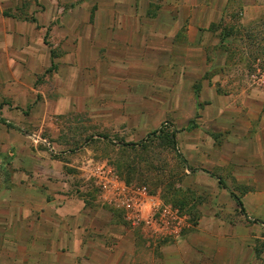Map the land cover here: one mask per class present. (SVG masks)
<instances>
[{
  "label": "rangeland",
  "instance_id": "1",
  "mask_svg": "<svg viewBox=\"0 0 264 264\" xmlns=\"http://www.w3.org/2000/svg\"><path fill=\"white\" fill-rule=\"evenodd\" d=\"M243 2L246 5L252 0ZM243 2L238 0L228 8L232 13L221 20L226 30L218 41L213 40V47L188 50L190 59L195 61L189 72L182 71V64L177 63L175 70L169 65L150 63L146 71L140 70L138 64L108 63L99 68L98 60L94 63L90 61L93 57H83L86 61L71 64L74 69L61 73L57 59L61 54L60 30L53 33L49 28L33 37L32 40L51 47L55 65L37 77L34 86L38 90L26 104L16 101L14 93L5 91L4 96L0 95L3 97V101L0 99V229L6 228L2 219L9 213L2 207L3 203L27 198L30 187L25 175H32L28 165L37 161L27 156L32 153H44L57 160L51 164L38 161L37 167L38 174L50 167L55 193L82 199L86 204L95 201L115 214L103 197L101 186L104 183L101 179L111 171L118 181L146 187L196 222L198 205L209 194H218L216 182L202 174L189 173L177 158L171 138L175 136L177 147L191 157V164L206 170L204 165L208 167L214 160L240 158L247 151L241 136L252 138L258 131L256 109L260 103L252 97L251 88L262 84L253 75L264 74V0L258 2L261 14L256 18L251 17L248 9L242 16L244 5L240 3ZM32 5V0H20L19 9L10 7V11L28 19ZM179 51L183 55L188 53L182 48ZM202 85H206L204 90ZM2 103L10 104L6 117L10 114L12 121L15 114L21 117L20 132L9 127L10 133L18 135L12 143L1 121ZM160 127L162 131L142 147L132 146ZM37 136L46 139L51 150L36 141ZM209 147L215 151L209 153ZM206 154L211 159L204 163ZM213 168V174H222L217 167ZM223 170L226 174L231 169ZM230 184L237 187L235 179ZM247 187L241 185L237 195L246 194ZM118 218H121L119 214ZM243 227L248 237L244 249H250L256 261L264 264V221L245 219ZM18 228L21 238L6 242L13 243L14 257L1 255L0 264L71 262L70 255H51L46 246L49 241L24 238L28 231L26 224Z\"/></svg>",
  "mask_w": 264,
  "mask_h": 264
},
{
  "label": "crops",
  "instance_id": "2",
  "mask_svg": "<svg viewBox=\"0 0 264 264\" xmlns=\"http://www.w3.org/2000/svg\"><path fill=\"white\" fill-rule=\"evenodd\" d=\"M32 1L31 16L26 19L10 11V7L15 11L19 9L20 0H0V95L4 96L5 91L14 93L16 101L24 104L35 97L37 77L48 73L55 65L51 47L32 40L49 28L53 33L61 32V54L57 58L61 73L74 69L71 64L86 61L83 57H93L95 60L90 61L94 63L98 60L99 68L108 63L138 64L140 70L146 71L150 63L169 65L175 70L177 63L182 64V71L189 72L195 61L190 59L188 50L213 47V40L218 41L226 30L221 20L232 13L228 12L229 3L236 4L238 0ZM258 2L240 3L244 5L242 16L248 9L252 18L258 17L261 14ZM181 48L188 53L181 54ZM253 76L263 86L251 88L252 97L260 103L256 109L259 126L254 137L241 136L246 153L236 159L214 160L210 166L204 165L205 170L191 164V157L178 148L189 173L196 172L216 182L214 187L218 194H209L208 199L198 205L200 212L196 222L178 206L164 201L175 209L177 221L161 226L145 218L132 220L114 204L108 206L115 214L95 201L86 204L82 199L55 193L50 167L39 174L37 167L38 161L51 164L57 160L44 153H32L27 156L37 161L28 165V170H33L32 175H25L30 187L26 191L27 198L22 202L11 199L2 206L9 213L2 219L7 226L0 229V256L14 257L13 243L6 242L19 240L18 227L26 224L28 231L24 238L49 241L46 246L51 255L72 256L68 264H259L251 250L244 249L248 237L243 231L245 219L264 221V74ZM205 86L202 85L203 90ZM0 99L3 101V97ZM9 108L10 104L2 103L4 118L1 121L12 143L18 135L10 133L9 127L20 132L21 117L15 114L13 121L10 114L6 117ZM247 123L250 126L251 122ZM209 150V153L215 151L210 147ZM208 158L211 159L206 154L204 163L209 162ZM213 167L222 174H213ZM224 168L231 169L226 172L227 178ZM218 178L225 187L219 184ZM232 179L237 187L230 184ZM241 185L248 187L244 188L247 193L239 197ZM230 192L240 198L245 213L239 210ZM229 214L236 216L229 218Z\"/></svg>",
  "mask_w": 264,
  "mask_h": 264
},
{
  "label": "built area",
  "instance_id": "3",
  "mask_svg": "<svg viewBox=\"0 0 264 264\" xmlns=\"http://www.w3.org/2000/svg\"><path fill=\"white\" fill-rule=\"evenodd\" d=\"M36 141L42 142L49 147L46 139H42L40 136L36 137ZM49 149L51 150V147ZM101 180H104L101 185L103 197L107 199L110 205H116L124 216L132 220L145 218L158 225L161 224V226H165L169 221H177L175 209L172 210L168 207L159 196L150 193L146 187L127 185L120 182L111 171L109 176Z\"/></svg>",
  "mask_w": 264,
  "mask_h": 264
},
{
  "label": "trees",
  "instance_id": "4",
  "mask_svg": "<svg viewBox=\"0 0 264 264\" xmlns=\"http://www.w3.org/2000/svg\"><path fill=\"white\" fill-rule=\"evenodd\" d=\"M232 2V0H231ZM233 2H235V0H233ZM232 3L230 4L229 3V7H231ZM6 123V122H5ZM8 126L9 123H6ZM162 131V127H160L159 129H155L151 132H149L145 138H143L139 143H132V146H139V147H142L149 139H151L152 137L156 136L158 133H160ZM171 142H172V146H173V150L177 156V158L180 160L181 163H183V165L185 167H187V164H186V160L184 159V157L182 156V154L179 152L178 150V147H177V142H176V139H175V136L172 135V138H171ZM218 182L219 184H221L223 187H225L224 185V182L222 179L218 178ZM231 196L235 199L236 201V204L237 206L239 207V210L242 212V213H245V210H244V207H243V204H242V201L240 200V198L234 194L233 192H230Z\"/></svg>",
  "mask_w": 264,
  "mask_h": 264
}]
</instances>
